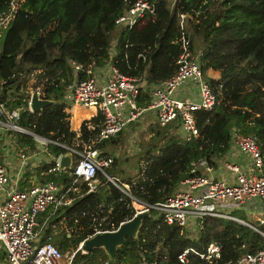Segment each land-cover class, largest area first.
<instances>
[{
  "label": "trees",
  "instance_id": "16d2710c",
  "mask_svg": "<svg viewBox=\"0 0 264 264\" xmlns=\"http://www.w3.org/2000/svg\"><path fill=\"white\" fill-rule=\"evenodd\" d=\"M132 1L23 0L0 34V99L9 98L8 106H19L26 94L18 92L25 88L28 73L41 68L37 81L43 80V97L56 102L39 111L22 110L20 122L43 136L75 145L77 139L87 138L89 122L93 123L91 131H97L100 116L83 119L78 130L80 136H76L63 90L72 79L86 77L90 72L74 71L70 60H76L85 69L112 62L128 75L144 76L146 87L140 90L138 104L145 105L151 98L148 86L168 77L176 66L180 52L179 13H189L193 18L186 17V30L191 46L200 48L201 68L217 100L211 110L195 112L199 131L196 137L186 140L170 136L157 147L145 146L142 157L134 163V176L129 177L131 193L149 205L162 201L185 177L201 172L200 168H194V162L202 158L216 166L224 158L231 148L233 127L255 135L263 155L264 173V0H174L172 4L170 0H157L154 15L139 24L132 27L115 24L114 18ZM7 6L8 0H0V13ZM116 28L113 42L112 31ZM112 43L115 53L111 52ZM210 69L217 71V76H209ZM168 126L157 120L148 129L153 137H158ZM17 140L23 144L35 141L27 134L17 135ZM119 141H123V130L95 146L114 155L105 147L109 143L118 145ZM77 146L81 147V143ZM49 148L55 153L63 150L53 143H49ZM40 165L28 170L27 177L70 183L72 176L67 172L41 173L47 164ZM115 168V161L107 167L108 171ZM79 186L81 195L65 211L68 223L76 227L75 232L67 235L68 230L59 228L52 233V241L61 252L75 249L99 226L102 218L117 226L135 212L132 198L110 181L90 192L85 181L79 182ZM148 208L149 215L143 218L137 236H127L117 247L115 264H232L243 252L257 250L264 240L260 231L232 218L208 216L201 224L180 227L164 222L156 208ZM83 209L86 215L81 214ZM95 211L98 216L91 220L89 214ZM232 214L246 219L243 213ZM43 216L44 213L39 214V220ZM249 222L264 231L258 221ZM193 226L195 234L190 230ZM211 241L219 244L221 252L214 262L209 263L192 252L188 254V262L178 259L184 248L204 250ZM107 259L101 247L89 251L77 249L72 264H104Z\"/></svg>",
  "mask_w": 264,
  "mask_h": 264
},
{
  "label": "built area",
  "instance_id": "2783aa9c",
  "mask_svg": "<svg viewBox=\"0 0 264 264\" xmlns=\"http://www.w3.org/2000/svg\"><path fill=\"white\" fill-rule=\"evenodd\" d=\"M22 1L8 0L7 8L0 13V34L16 15ZM156 3L157 0H134L114 18V23L123 27L139 24L147 16L154 15ZM188 16L189 13H179L180 34L177 40L180 52L176 58V66L168 77L148 86L151 98L145 105L138 104L142 84H146L144 76L128 75L110 62L106 64V73L100 77L92 72V68L85 69L76 60H70L74 71L90 72V75L74 78L67 83L64 86L63 99L67 103L91 107L94 110L91 116H100L96 123L97 131H91L93 123L89 122L87 138L77 139L75 145L43 136L25 127L20 122L23 106H8L6 101L9 98L0 99V129L7 133L0 135L1 264H72L74 253L81 249L84 238L95 232L115 230L122 221L149 209L148 206L156 208L164 222L182 227L201 224L208 216L214 215L242 221L220 207L230 203L241 206L249 199L264 202L262 152L253 133L240 132L236 127L232 130L231 146L237 148L244 161L227 159L224 162L225 168L231 172L229 178L214 176L215 166L201 158L194 162V168H200V173L185 177L180 182L181 187L166 195L162 201L151 205L132 195L129 181L121 180L114 170L108 171L107 167L115 161L114 155L98 150L95 146L101 140L109 139L128 125L138 122L145 110L153 111L160 125L170 124L181 130L182 137L186 140L198 135L195 112L200 109L211 110L217 98L202 71L200 51L191 46V37L186 30ZM139 55L145 58L144 54ZM29 73L34 75V70ZM33 91L43 97L40 87L26 90L22 102H26L28 111H33L30 107V95ZM23 134L32 136L34 143L23 144L18 141L17 135ZM76 136H80L79 131ZM49 143L57 144L63 150L55 153L49 148ZM79 143L81 147L77 146ZM64 151L72 153L69 168L59 166L60 155ZM43 163L47 164V168L41 173L65 171L72 176L70 183L65 185L53 178L40 181L27 177L28 170ZM84 167L90 168L88 173L83 170ZM81 181L87 183L88 192L96 191L104 182L110 181L131 197L132 203L135 200L142 202V207L135 208L133 215L120 221L117 226L113 222L109 225V221L102 218L98 221L99 226L84 237L75 249L61 252L52 241V233L60 225L71 227L68 235L71 231L75 232L76 227L68 223L65 211L81 195ZM41 213L44 216L39 220L38 215ZM81 214L86 215L87 211L83 209ZM89 215L91 220L98 216L97 211ZM57 217V221L53 220ZM245 223L260 231L264 237V231ZM260 223L264 226V216L260 218ZM190 252L209 263L214 262L221 254L219 244L211 241L204 250H196L192 246L184 248L178 253V259L188 262ZM232 264H264V240L257 250L243 252Z\"/></svg>",
  "mask_w": 264,
  "mask_h": 264
},
{
  "label": "rangeland",
  "instance_id": "374dc122",
  "mask_svg": "<svg viewBox=\"0 0 264 264\" xmlns=\"http://www.w3.org/2000/svg\"><path fill=\"white\" fill-rule=\"evenodd\" d=\"M174 0H170L171 4L173 3ZM189 19L193 18V16H188ZM188 24V22H187ZM117 28L115 30L112 31V39H114L116 37V33H117ZM113 42L115 41L112 40ZM111 46V50L112 47L114 46L113 43L110 45ZM196 51H200V48H194ZM32 70H34V75H30V73H28V77H26L25 79V88L22 89V91H19L18 94L20 92H22V94H26V90L30 91L32 88L35 87H40L41 91L43 88V80H39V82L37 81V76L39 74V72H41V68H33ZM40 70V71H38ZM217 71L214 70H209L208 75L209 76H216L215 74H217ZM73 81V79H72ZM9 93L11 92L10 90L8 91ZM21 105L23 106L22 110H26L27 109V104L25 101H23L21 103ZM79 106H82L80 104H78ZM91 108L90 107H80L79 111L81 113H84L85 115H87V113L89 112ZM70 120V117H69ZM71 124V123H70ZM156 124V118H155V113L151 110H145L139 121L132 123L131 126H127L123 129V141H119L118 145H113V144H107L106 145V149L107 151H109L110 153H113L115 156H117V160H115V165L118 166L120 165V167L118 168V172L115 173L116 176H118L121 180H125L127 181L128 178L132 175H129L127 177H122L124 175L131 174L134 171V163L136 161V163H138L139 159L142 157L145 146L147 145H154L155 147H157L159 144H161L162 142H164L165 140H167L170 136H174V137H179L182 136L180 134L179 131H177V128L170 125L166 128V131L164 132L163 135L160 136H152L153 133L149 131V126H153ZM72 126V124H71ZM130 127V128H129ZM129 128V130H128ZM12 132V131H11ZM6 132H2L1 135H6ZM12 134H14V132H12ZM15 135V134H14ZM115 147V151H113L112 149H114ZM140 157V158H139ZM124 164L126 165V168L124 167ZM37 166H41V165H37ZM128 166L130 169H128ZM131 166V167H130ZM133 205L135 208H141L142 207V202H138L137 200H135L133 202ZM263 213V212H262ZM61 229V231H66L68 229H70L71 227H69L68 225H60L59 227ZM190 230L192 231V234H195L196 232V227H190ZM59 230L55 229L54 232H57ZM68 235V233H67ZM3 262V258L0 257V264Z\"/></svg>",
  "mask_w": 264,
  "mask_h": 264
},
{
  "label": "water",
  "instance_id": "95a60500",
  "mask_svg": "<svg viewBox=\"0 0 264 264\" xmlns=\"http://www.w3.org/2000/svg\"><path fill=\"white\" fill-rule=\"evenodd\" d=\"M56 100L41 97L37 91L30 95V107L33 111H39L45 106L55 103ZM72 153L64 151L60 155L59 166L61 168L71 167ZM149 215V210L144 209L134 214L130 219L122 221L115 230L95 232L83 239L80 248L82 251H89L95 247H101L108 256L104 264H115L117 247L122 245L127 236L136 237L142 220Z\"/></svg>",
  "mask_w": 264,
  "mask_h": 264
},
{
  "label": "crops",
  "instance_id": "0c3cea01",
  "mask_svg": "<svg viewBox=\"0 0 264 264\" xmlns=\"http://www.w3.org/2000/svg\"><path fill=\"white\" fill-rule=\"evenodd\" d=\"M115 45L114 47H112V53H115ZM107 65H103V66H94L92 68V72L94 74H97L99 75L100 77L104 76V74L106 73L105 71L107 70ZM209 72V71H208ZM217 76V74H215ZM142 88L144 89V85L145 83L142 84ZM68 107L66 108L68 110V112L70 113V123L72 124L71 128L74 129L76 132H78L79 130V126H80V123L83 119H89L91 117V114L94 112L93 108H91L89 110V112L87 113V115H85L84 113H81L79 111V108L82 107V106H79V105H76V104H71V103H68ZM155 118H156V122H157V117L155 115ZM70 124V125H71ZM128 126H131L128 125ZM130 128V127H129ZM128 128V130H129ZM177 131L180 132V134L182 135V131L177 129ZM0 135L2 134L3 130L0 129ZM145 151V149H144ZM227 159H232V160H235V161H238V162H243L244 159H242V155L239 153V151L237 150L236 147H233L231 146L229 152L224 156V158L220 161L217 162V165L214 167V170H213V175L216 176V177H223V178H229L231 176V172L229 170H227L224 166V162L227 160ZM136 163V161H135ZM135 165V164H133ZM120 167V165L116 166L115 169H113L116 172H118V168ZM124 167L126 168V165L124 164ZM131 167V166H130ZM128 169L129 166H128ZM135 174V167H134V171L131 173V174H126L122 177H127L129 175H132L134 176ZM130 176V177H132ZM31 178H34L36 180V178L34 176H30ZM125 181V180H124ZM129 181V178L128 180ZM181 187V184H179L178 188ZM222 210H225V211H229L231 214L232 212L236 211L238 213H243V215L246 216V219H243L241 217H239L238 215H234L236 216V218L242 220L240 222H248L250 223L249 221H258L260 223V218H262L264 216V202L259 200V199H249L247 200V202L241 206H236L232 203L226 205V206H221L220 207ZM263 212V213H262ZM247 224V223H246ZM251 224V223H250Z\"/></svg>",
  "mask_w": 264,
  "mask_h": 264
},
{
  "label": "bare ground",
  "instance_id": "6f19581e",
  "mask_svg": "<svg viewBox=\"0 0 264 264\" xmlns=\"http://www.w3.org/2000/svg\"><path fill=\"white\" fill-rule=\"evenodd\" d=\"M83 170L88 173L90 168L89 167H84Z\"/></svg>",
  "mask_w": 264,
  "mask_h": 264
}]
</instances>
